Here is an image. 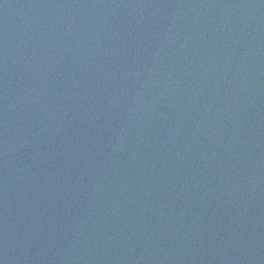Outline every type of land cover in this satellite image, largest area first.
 I'll list each match as a JSON object with an SVG mask.
<instances>
[{
	"label": "water",
	"instance_id": "obj_1",
	"mask_svg": "<svg viewBox=\"0 0 264 264\" xmlns=\"http://www.w3.org/2000/svg\"><path fill=\"white\" fill-rule=\"evenodd\" d=\"M0 264H264V0H0Z\"/></svg>",
	"mask_w": 264,
	"mask_h": 264
}]
</instances>
